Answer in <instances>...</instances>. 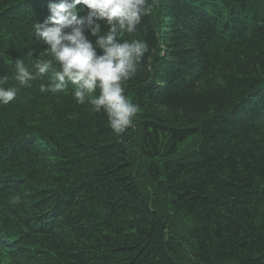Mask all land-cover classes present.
<instances>
[{
    "label": "trees",
    "instance_id": "obj_1",
    "mask_svg": "<svg viewBox=\"0 0 264 264\" xmlns=\"http://www.w3.org/2000/svg\"><path fill=\"white\" fill-rule=\"evenodd\" d=\"M262 1L147 0L120 37L148 52L117 134L70 86L41 92L51 70L15 80L16 59L49 58L48 0H0V87L17 89L0 104V264H264Z\"/></svg>",
    "mask_w": 264,
    "mask_h": 264
},
{
    "label": "clouds",
    "instance_id": "obj_2",
    "mask_svg": "<svg viewBox=\"0 0 264 264\" xmlns=\"http://www.w3.org/2000/svg\"><path fill=\"white\" fill-rule=\"evenodd\" d=\"M47 7L50 14L34 24V33L49 58L37 60L31 68L16 59L15 80L31 87L51 70L52 82L41 84V92L61 93L70 86L77 104L103 113L113 133H123L138 112L123 85L135 76L148 45L120 37L137 31L150 12L147 0H48ZM16 95V88L0 87V104H9Z\"/></svg>",
    "mask_w": 264,
    "mask_h": 264
},
{
    "label": "bare ground",
    "instance_id": "obj_3",
    "mask_svg": "<svg viewBox=\"0 0 264 264\" xmlns=\"http://www.w3.org/2000/svg\"><path fill=\"white\" fill-rule=\"evenodd\" d=\"M263 2V1H262ZM264 3V2H263ZM158 17V16H157ZM263 17V16H262ZM162 18V17H161ZM160 20V19H159ZM248 21V20H247ZM252 24V23H251ZM249 30H250V28H249ZM249 30H247V31H249ZM248 33V32H247ZM250 34V33H249ZM25 37V36H24ZM161 49V48H160ZM137 100V99H136ZM198 134V133H197ZM191 136V135H190ZM195 138H197V137H195ZM171 239V238H170ZM194 252V251H193ZM229 262V261H228ZM227 263V262H226Z\"/></svg>",
    "mask_w": 264,
    "mask_h": 264
}]
</instances>
